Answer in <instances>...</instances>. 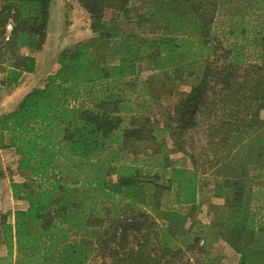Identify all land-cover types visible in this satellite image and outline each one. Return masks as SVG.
<instances>
[{
    "label": "trees",
    "instance_id": "trees-1",
    "mask_svg": "<svg viewBox=\"0 0 264 264\" xmlns=\"http://www.w3.org/2000/svg\"><path fill=\"white\" fill-rule=\"evenodd\" d=\"M51 1L0 0V92L36 71ZM78 1L99 35L64 49L45 85L0 116V146L14 149L18 169L29 172V181L10 183L13 196L27 207L14 211V222L3 221L7 256L0 264L105 259L114 264H231L211 254L201 221H194L195 231L185 227L197 210L207 168L215 174L216 196L225 199L210 228L240 253L235 264H264V224L248 199L264 178V135L257 147L241 153L243 135L245 140L264 130V25L252 28V39L245 25L248 6L254 7L251 14L264 16V0H239L238 7L233 6L237 0H156L145 14L158 15V34L137 44L120 37L114 21L104 16L114 9L126 19L132 0ZM227 5L237 10L230 14L228 33L243 40L228 48L211 32ZM10 20L13 29L6 39ZM248 45L262 48L261 60L245 64L239 75L235 60ZM146 55L154 68L177 72L180 79L184 70L197 81L176 104L173 120L163 125L132 114L125 104L126 86L132 84L126 80L138 75ZM214 81L218 90L212 98L207 90ZM201 129L204 135L196 140L192 133ZM171 151L190 157L193 168L178 165ZM146 157H156L157 163L144 164ZM255 162L259 168L252 172L249 164ZM168 192L190 205L188 211L164 209ZM141 205L154 215L148 225L145 212L129 214Z\"/></svg>",
    "mask_w": 264,
    "mask_h": 264
},
{
    "label": "rangeland",
    "instance_id": "rangeland-1",
    "mask_svg": "<svg viewBox=\"0 0 264 264\" xmlns=\"http://www.w3.org/2000/svg\"><path fill=\"white\" fill-rule=\"evenodd\" d=\"M238 1L239 0H237L233 6H237ZM155 5L156 0H132L129 6L130 11L128 12V17L126 19H124L122 12L114 9L105 10L104 16L105 18L114 21L115 26L120 30V37H129L135 44H137L142 37L146 38L147 36H150L151 38L158 34V21H156L158 15H155L152 18L145 14L153 9ZM232 7H229V5L223 7V13L217 17V21L213 25L211 31L213 34L220 37L222 45L226 48L230 47L232 41H239L240 43L243 41L241 39L242 37L235 38L228 33V25L231 20L230 14L237 11L234 8L232 9ZM253 11V6L247 7L246 12L249 14L245 17V25L249 29L246 33L247 39H252L255 36L254 32L251 30L259 22L264 25V16L259 17L257 14H251ZM91 25L92 19L89 12L78 0L51 1L47 39L43 49L35 54L37 57L36 71L38 70L37 73L38 76H40L39 79H36L38 83H41L44 86L47 76L58 69L59 54L64 49L73 48L75 45L89 41L93 37L99 35L98 32L96 33L91 29ZM160 31L162 32L163 30ZM261 49L262 48L258 47V45H248L243 52L238 55L239 58L235 61L240 63L241 66V70L238 72L239 75L243 73L245 64L248 65L249 62H257L261 60ZM21 51L26 54L29 53V49L27 48H23ZM224 60V57H222L220 63H223ZM139 64L138 75L126 80L131 81L132 84L128 87L126 86V92L128 95L125 104L132 109V114L137 113L139 115L151 116L157 125H163L166 121H172V117L175 116L176 104L190 91L192 85H195L197 81L194 77L189 78L184 70L182 72V78L180 79L177 72H167L166 69L154 68V60L148 55H146ZM216 87H218V84L215 81L210 83L207 90L208 96L212 98L215 97V94L217 93L216 91L218 90ZM35 88L39 87H31V90ZM7 98H10V100L6 104H3V107L8 111L14 110L18 105L17 102L19 96H14V93H12L11 90L8 93L0 95L1 103ZM196 115H198V113ZM261 118L264 121V108L261 110ZM173 123L175 124L176 121H173ZM190 129L191 128L189 127L186 131L190 132ZM263 132L264 130H261L257 134H251L250 137H247L245 140V135H243L241 141V153H244L253 145L257 147L260 139L264 135ZM192 134H194L196 140L199 136L203 137L204 135L202 129L197 133L193 132ZM198 145L199 143L196 146ZM0 149L2 151V156L0 157V178H3L7 187L6 192L0 196V247H5L2 242L3 221L7 220L13 222V212L18 208L27 207L26 201L18 200L13 196L10 183L12 180L17 182L27 181L29 178V172L18 169V159L14 149L2 148L1 146ZM169 153L171 159L175 160L178 165L191 169L193 168L190 157L183 152L171 151ZM128 162H130V160ZM143 163L146 165H155L157 163V158L146 157ZM136 165H140V162H137ZM249 165L251 167L249 168L250 171H258L259 166L257 162ZM111 177L116 179V174H113ZM215 180V174H212V170L207 168L206 173L201 176L197 210L194 213V216L189 218L186 222L185 227L191 228L195 231L197 224H194V221H201L205 226V233L209 236L208 249L211 254L217 256L222 262L235 264L239 261L240 253L234 250L228 242L222 240L216 234L215 230L211 229L209 226L211 222L216 219L220 205L225 202L223 196H216L215 194ZM248 197L251 201L252 213L255 215L259 224H264V178L262 179V182L253 187V190L249 192ZM162 201L164 209H180L185 213L190 208V205L177 202L173 192H168L164 195ZM142 212H145L149 218L146 225L150 224L154 215L148 206L141 205L137 211H129V214L141 215ZM154 222H158V226L161 227L160 220L156 218L154 219ZM200 237V245H203L205 239L203 238V235H200ZM178 243L181 244L182 240ZM95 264L114 263L110 259H105L99 260Z\"/></svg>",
    "mask_w": 264,
    "mask_h": 264
},
{
    "label": "crops",
    "instance_id": "crops-1",
    "mask_svg": "<svg viewBox=\"0 0 264 264\" xmlns=\"http://www.w3.org/2000/svg\"><path fill=\"white\" fill-rule=\"evenodd\" d=\"M38 67H39V63H38ZM38 71V70H37ZM36 72H33V73H24V75L22 76V79H21V82L14 88H10V89H3L1 92H0V95L2 94H5V93H8L12 90V93H14V96L15 95H18L19 96V100L17 102V104H19L21 102V99H23V97L31 90V87H43V85L41 83H38L36 79H39L40 76H38V73ZM38 76V78H37ZM14 89V90H13ZM12 98V97H10ZM10 98H7L3 103H1L0 101V116L3 114V113H6V112H9L8 110H6L4 107H3V104H6ZM16 104V105H17ZM18 106V105H17ZM16 106V107H17ZM2 156V151L0 149V157ZM6 184L3 180V178H0V196L3 195V193L6 192ZM19 200V199H18ZM22 208V207H21ZM21 208H18V209H21ZM17 210V209H16ZM14 213V212H13ZM14 222V221H13ZM3 229V228H2ZM3 242V241H2ZM4 243V242H3ZM5 246V244H4ZM7 256V248L6 246L5 247H0V258L2 257H6Z\"/></svg>",
    "mask_w": 264,
    "mask_h": 264
},
{
    "label": "built area",
    "instance_id": "built-area-1",
    "mask_svg": "<svg viewBox=\"0 0 264 264\" xmlns=\"http://www.w3.org/2000/svg\"><path fill=\"white\" fill-rule=\"evenodd\" d=\"M12 29H13V22L12 20H10L6 26V30H7V35H6V39H9L10 36H11V32H12Z\"/></svg>",
    "mask_w": 264,
    "mask_h": 264
}]
</instances>
